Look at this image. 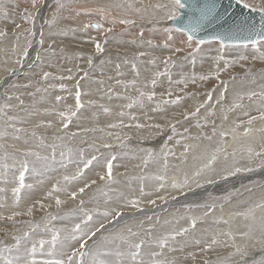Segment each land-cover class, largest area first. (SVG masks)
Wrapping results in <instances>:
<instances>
[{
	"label": "snow or ice",
	"instance_id": "6c2138e0",
	"mask_svg": "<svg viewBox=\"0 0 264 264\" xmlns=\"http://www.w3.org/2000/svg\"><path fill=\"white\" fill-rule=\"evenodd\" d=\"M31 10L24 9L19 13L21 19L26 23H33L36 12L44 0H30ZM237 5L251 13L258 14L259 22L254 18L244 17L237 22L235 27L226 31H220L212 36L201 39L197 33L201 31L205 22L211 23L217 20V5L215 3H198L197 0H165L151 5L137 6L136 0H110L108 4L98 7H81L76 15L99 16L100 22L84 23L79 31L89 29L98 30L101 35L114 33L117 24L128 27H139V37H143L144 29L141 22L157 25L165 22L177 21L175 28L164 27L163 32L167 34V41L163 43L164 48L172 45L168 41L173 40V33H180L186 37L181 45L192 49L190 56L195 63L196 54L202 51L201 46L212 41L219 43L218 54L215 57L217 64L223 62V67H217L209 74H182L180 79L173 80L169 71L170 65L176 61L165 57L163 60L165 70L153 73L150 79L143 82L139 80L137 61L146 55L145 52H137L130 59L124 58L125 64H131V69L136 73L135 78L122 81L117 79V85H123L126 91L134 90L136 95H124L123 99L128 101L120 106V111L115 113L117 119L108 123L105 128L82 127L76 132L68 131L74 117L78 116L80 110L85 107L81 102V91L79 81L76 83L75 104L68 105L63 110L52 106L43 110L28 111L23 107L24 100L20 95L15 99L18 105L11 103L0 104V182L5 187L0 191H7L11 183L13 195V211L9 215L0 216V219L12 221L11 231L0 230V264H179L174 256L169 253L176 251L175 245H179L180 251L188 247H196L201 253L216 251L217 248H230L225 256H218L215 261L203 259V264H247L246 257L248 249L259 244L264 249V181H249L248 185L240 188L224 190L219 197L209 195L202 203H185L182 205L184 211L178 209L161 221L157 216L153 221L152 216H146L149 222L145 226V219H140L137 213L144 214L145 206H156L157 201L167 203L175 201L177 195H186L205 185L217 184L219 181H227L229 177H235L241 173H252L258 169H264V84L257 89L243 88L234 89L229 100V81L220 80V74L227 72L233 65L246 61L247 56L239 55L235 59H225L224 53L229 46H240L251 48L259 55H254L253 60L264 61V0H235ZM67 7L65 0H56V8L52 18L46 23L52 27L60 18V13ZM187 12L182 15L183 10ZM0 14L8 16V10L0 7ZM184 16L187 18L185 19ZM110 27H105V23ZM15 29H21L20 24ZM61 29L60 32H66ZM71 31H77L72 28ZM57 33L50 32L47 49L45 52H53L52 39ZM8 33L0 29V37H6ZM34 35L32 28L23 31H13L15 42L11 46V52L16 55L15 63H22L29 56L32 47L31 37ZM23 38L24 43L20 41ZM94 42L97 54L104 52V47L95 37H89ZM136 42L134 37L131 41ZM45 43L43 33L39 41ZM151 44V41H148ZM194 45V46H193ZM183 46L174 48L173 55L183 52ZM63 51V49H61ZM79 55V54H77ZM37 60H41L37 54ZM158 57H153L149 64H156ZM89 67L93 65L92 56H88ZM104 61H101L103 64ZM116 75L120 76L121 65H115ZM9 74L13 70L9 69ZM71 71V70H69ZM250 73V70H249ZM52 76L50 72L43 71L41 79L47 81ZM88 77L84 73L81 79ZM162 77H166L168 88L166 91L157 93L156 88L162 86ZM56 79H72L71 76L55 77ZM211 78L219 81L221 87L213 88L204 94V99L197 100L199 93L186 91L189 84L198 85ZM264 78V75H262ZM112 79V77H109ZM235 80V77L232 78ZM252 83H255L253 77ZM103 84V81L100 82ZM173 85H183L176 90ZM31 85H24L27 88ZM57 85L49 84L48 88H56ZM48 88H36V92H47ZM59 88L64 90L66 86L60 84ZM109 93L112 89H108ZM179 93H183L182 95ZM27 95L34 96L35 93L28 92ZM215 95V99H214ZM185 98L197 101L194 106L184 108L178 114L167 116V108L174 105L183 108ZM8 101L12 96H7ZM64 98L57 95L56 104ZM245 100L257 103L256 115H252ZM89 105H95L96 101H88ZM148 105L152 113L163 114L164 123L155 122L153 116L147 111L143 112L145 123L139 122V117L130 111L134 108L145 109ZM105 114L111 115L112 110L104 105H99ZM15 108L26 111L27 116L43 115L55 117L40 120L33 123L31 129L17 127L23 124V118L16 114H10ZM221 114L220 123L209 120L216 116V110ZM201 110L204 115L201 116ZM229 123V114L237 113ZM179 116V119L177 118ZM166 117V118H165ZM127 120V122H126ZM181 120L188 123L182 132L177 131V125ZM194 120V123L190 121ZM260 126L256 127V122ZM210 125V130H209ZM155 130V135H166L159 151L151 148H140L142 155L138 158L139 163L134 167L140 170L139 175H129L126 169L119 176L125 177L129 185L132 181L139 182L138 195H125L118 192L115 198L109 195L114 184L120 180L114 175V161L117 153L111 151L114 147H127L125 141L129 139L126 135L122 138L119 131H108V129L122 130L125 128ZM54 129L51 143H46L44 137L37 135L36 129ZM11 129V131H9ZM195 129V131H193ZM97 131L105 133L107 137L113 138L117 144L109 143L104 137H93L89 142L88 133ZM170 131L171 134H166ZM29 134L36 138L39 143L36 148L51 149L48 154H41L33 147H21L15 142L23 139V144L28 145L29 140L21 134ZM11 138L13 143H9ZM75 138L80 139V145L75 149L65 141ZM179 148V154L176 149ZM59 149V160L57 150ZM102 150H107L102 151ZM126 154V153H125ZM180 161L179 164H171L169 158ZM246 161V164H241ZM64 169L61 175L42 199L34 200L25 208L20 209L21 192L23 189H31L33 185L25 183L26 174L43 175L48 170H55L56 165ZM255 165V166H253ZM71 166V171L69 167ZM150 166H155L154 171H148ZM99 168L94 175H89L93 169ZM11 176V180L9 177ZM145 181L152 182L151 190H146ZM42 183V181H41ZM92 191V196L87 200L84 197ZM175 193V194H174ZM247 193V195H245ZM99 195L106 197L101 205L97 199ZM76 202L75 207L61 213L62 207L69 201ZM48 201V203H44ZM95 201V203H94ZM92 204V207L88 205ZM55 207L56 211L51 209ZM198 211V214H195ZM43 213L39 219L34 218V213ZM218 213V214H217ZM18 217L28 219L17 220ZM131 221V222H130ZM211 222L214 228L200 229V236L196 235L197 226ZM237 221L242 222V227L235 226ZM21 224L23 227H16ZM223 225L224 227H220ZM241 241L238 243L237 241ZM196 260L194 252H187L186 258ZM239 257V259H235Z\"/></svg>",
	"mask_w": 264,
	"mask_h": 264
},
{
	"label": "rangeland",
	"instance_id": "374dc122",
	"mask_svg": "<svg viewBox=\"0 0 264 264\" xmlns=\"http://www.w3.org/2000/svg\"><path fill=\"white\" fill-rule=\"evenodd\" d=\"M109 2L110 0H65L67 7L60 13V18L58 19L57 23L54 24L52 27H49L46 21L52 18V14L56 8V0H44V3L39 6L38 11L36 12V18L33 23H26L23 19H21L19 15V13H21L24 9L31 10L30 0H0V7L6 8L8 10L7 17H4L3 14H0V29H3L8 33L6 37H0V104L11 103L13 105H18L19 102L15 99V96L20 95L21 98L24 100L23 107L28 111L43 110L45 108H49L52 106H55L60 110H63L68 105L74 106L76 83L77 81H79L80 91L82 94L81 102L85 105V107H83L80 110L77 117L73 118L68 131L76 132L82 127L105 128L108 123H111L115 119H117L115 113L120 111V106L128 102L123 99V96L136 95L134 90L126 91L123 85H117L116 80L119 79L122 81H128L135 78L136 73L132 71L131 64L124 63V58L128 57L130 59L135 53L141 52L137 49V47H139L138 44L141 45L146 44L144 45L146 50L142 51L145 52L146 55L140 57V59L136 62L137 68L140 73L139 80L141 82H143L146 78L150 79L153 73L155 72H163L165 70L163 60L165 57H169V56L172 58V60L176 61L174 65H170L169 67V71L171 73L173 80L180 79L181 75L185 73L189 75L192 74L193 72L197 74H209L210 72L214 71L217 67H223L222 61L219 62V64H217V62L215 61V57L218 54L217 50L219 48L218 42H210V43H206L205 45H202L201 46L202 51L196 54L195 56V63H193V57L188 54L192 51V49L187 48L184 45H181V41L185 40L186 37L180 33L174 32L173 40L168 41V43H170L172 46L170 48H164L163 43L167 41V34L163 32V28L172 27L170 26L171 21L165 22L162 25H157L155 29H153L152 25L150 24L148 25L146 22L144 23L141 22V26L144 29L142 38H140L138 35L140 31L139 27H128V29L125 30V26L119 24L115 26L114 33H107L104 35H101L98 30H93V29H89L84 32L79 31V29L82 27L84 23H89V22L95 23V22H100V20H99V16L97 15L77 16L76 15L77 10H79L81 7L94 8L108 4ZM157 2L163 3L165 2V0H136L137 6H140L141 4L151 5ZM104 23H105V27L111 26L107 22ZM16 24H20L21 29H15ZM26 28H32L34 35L31 37L33 43H32V47L29 49V54L31 52L33 53V60H32L33 65L31 63V65L29 66L26 65L25 67L24 62L26 63L28 57L25 58V60L22 63H15L17 57L15 54L11 52V46L15 42L13 31L14 30L23 31ZM72 28H76L77 31L75 32L71 31ZM61 29H66L67 31L61 33L60 32ZM36 31L38 34L40 33V36H38V38L36 35ZM50 32L57 33L55 36L52 37V39L55 40V43L53 44L54 51L45 52L44 49H47L48 43L50 42L49 39ZM41 33H43V39L45 40V43L43 45L39 43L41 39ZM90 36L95 37L96 41L102 44V46L104 47L103 53L97 54L95 52L94 42L91 39H89ZM35 37L37 39H35ZM134 37L136 38V42L132 43L131 41L133 40ZM147 38H149L148 41L152 42L151 44L148 43ZM35 40L36 43H38V49L33 50V47L35 45ZM139 41H141V43ZM20 43L21 44L24 43L23 38L21 39ZM69 44L73 45L72 49H68ZM177 46H183L185 50L183 52L176 53L175 55H173L174 48ZM123 47L129 53H124ZM234 47H240V46H233V48ZM61 49H63V51H61ZM234 50L235 51H232V54L227 53L225 50L224 53L225 59L228 60L235 59L238 58L239 55L247 56L248 59L246 61H241L243 67H241L239 64L233 65L228 69L227 72H223L220 74V80L229 81V91H228L229 100L231 99V95L234 89H238V88H243L244 90H248L249 88L257 89L260 84H264V79H262V75H264V61L258 59L253 60V56L259 54L254 52V50L251 49L250 47L241 48L239 50L237 48H234ZM242 50L243 51L245 50L247 52L245 53ZM38 53L42 57L43 63L41 62V60L36 59ZM226 53L227 55L228 54L229 55L226 56ZM104 54L106 56H104ZM89 55H91L93 59L92 67H89L87 63ZM153 57L159 58L156 64L154 65L148 63V61ZM204 59H207V61H205V64L203 65L204 69L202 71L198 72L197 70H194L192 68L194 64H197L198 60H201L203 63ZM101 61H104V63L101 64ZM117 63L121 65L119 71L122 74L120 76L116 75L115 65ZM9 69L13 70L12 74H9L8 71ZM43 71H47L52 74V76H50L47 81L41 79ZM85 72H88V77L85 79H81L84 76ZM60 76H64V77L71 76L72 79L60 80L55 78ZM125 76H127L128 78H126ZM259 76L261 78H257ZM109 77H112V79H109ZM233 77H235L234 81L232 80ZM253 77L255 78V83L251 82ZM161 80H162V86H158L155 89L157 93L166 91L168 88L167 78L162 77ZM101 81H103V84L100 83ZM28 84H30L31 86L27 88L23 87L24 85H28ZM49 84H55L57 85V87L48 88ZM60 84H64L66 88L64 90H61L59 88ZM198 84L199 86L189 84L188 88L186 89V91L189 92L199 93L197 100L204 99L205 92L208 90H212L213 88L217 89V94H218V90L221 87L219 81L216 80L215 78H211L205 82H198ZM172 87L174 90H176L178 88L183 87V85H173ZM36 88H41V89L48 88V91L37 93L35 91ZM109 88L112 89L111 93H109L108 91ZM28 92H33L35 93V95L29 96L27 95ZM179 94L182 95L183 93H179ZM57 95L64 98L58 105L55 102V97ZM7 96H12L13 99L8 101L6 99ZM214 99H215V95H214ZM88 101H96V104L89 105ZM196 102L197 101L191 98H185V101L183 102L184 104L183 108L181 109L183 110L185 105H186L185 108L194 106ZM257 103L258 102L250 104L249 101L245 100V105L247 106V110H249L252 115L257 114L255 110ZM99 105H104L108 108L112 107L110 108L112 109V114L111 115L105 114L103 112V109L100 108ZM153 106L154 105H148L145 109L134 108L130 111L134 112L135 115L139 117V122L141 123L146 122L143 115L144 111H147L149 116H153L154 120L158 118L161 119L164 123L165 119L161 118L163 114H156L150 111V108ZM175 108L176 106L174 105L168 106L167 116H171L174 113L178 114L179 111L176 112V110H173ZM10 114H16L24 119L25 122L23 124L18 123L17 127H24L31 129L32 124L40 120L52 119L54 123L57 122L54 116L49 117L43 115H36L29 117L27 116L26 111H21L19 108H15L13 112H11ZM200 115L201 116L204 115V110H201ZM236 115H239V112L229 114V123L230 120H232ZM220 116L221 114L219 112V109L217 108L216 116L209 117V120L211 119L215 120L216 123L219 124ZM177 118L179 119L178 115ZM190 122L194 123L195 121L192 120ZM2 126H3L2 121H0V127ZM186 126H188V123L181 120L180 124L177 125V131L182 132L183 127ZM255 126L259 127L260 122L257 121ZM209 130H210V125H209ZM9 131H11V129H9ZM54 131H55L54 129H45V128L36 129L37 135L39 137L47 138L46 143H51V138ZM108 131H113V132L119 131L122 138L125 135L129 137V139L125 141L127 147L125 148L114 147L111 150L117 153V159L116 161H114L113 173L114 175L117 176V179L120 180V183L111 186V188L114 189V191H109V195L112 196L113 198H115L118 192H123L125 195H133V194L138 195L139 182L132 181L131 185H129L125 177L119 176L118 174L124 173L125 170L127 169L129 175H139L140 170L135 168L134 166L138 164L140 161L138 158H133V157L134 156L138 157L142 155V153H139L140 148H151L155 151H159L160 145L163 143L164 139L166 138V135L156 136L154 134L155 130H149V129L137 130L134 127L125 128L122 130L108 129ZM193 131H195V129H193ZM166 134H171V133L170 131H167ZM21 135L22 137H25L29 140V144L24 145L22 139L19 142H15L19 146L33 147L35 150L40 151L42 155L51 152V149L36 148V145L39 143V141L36 138L31 137L30 133L29 134L22 133ZM87 135L89 137V142H91V139L93 137L99 138L103 136L104 139L107 140L109 143H113L114 145L118 143L113 138L107 137L105 133H101L99 131H97L96 133H88ZM155 139H159L161 141L159 142L160 144L158 148H153L150 145V142H152ZM159 140H155V142H158ZM3 142H4L3 140H0V143ZM8 142L13 143L14 141H12L11 138H9ZM65 143L68 144L73 149H75L77 146H82L80 145L79 138H75L71 141H65ZM102 151L106 152L107 150H102ZM176 151L177 154H179L180 149L177 148ZM56 155H57V160H59L60 158L59 149L57 150ZM169 159L171 164L180 163V161L177 159L171 157ZM117 161H123L122 163H120L122 165L120 168L118 166ZM246 163H247L246 161H241L242 165ZM68 170L71 171V166L69 167ZM154 170H155V166H150L148 169V171H154ZM95 171H99V168L93 169V171L89 172L88 174L94 175ZM63 174H64V169L60 168L59 164L56 165L55 170H48L43 175H33L31 173L26 174L25 183L31 184L33 185V187L31 189L26 188L22 190L21 192L22 199L19 206L20 209L25 208L27 205L31 204L34 200L42 199L44 194L50 189L51 184L54 183L55 180L58 179ZM9 179L11 180V176L9 177ZM249 181H257V182L264 181V169H258L257 171L252 173H241L235 177H229L227 181L221 180L217 184L209 185V188L208 185L207 186L205 185L203 187L204 189L201 188L202 195L199 194L200 197H197L196 195L192 196V194H190L192 197L187 196L186 197L187 199L186 198L182 199L185 201L180 203L179 206H169L168 210L163 214L154 216L153 214L155 213L153 212L152 209L154 210L161 209L162 206H165L171 200H169L167 203H161L160 201H157L156 206L146 205L145 206L146 211L144 212V214H142L143 217H140L139 213L137 214L140 219H145L146 216L153 215L152 216L153 221L156 219L157 216H159L161 221H163V219L169 217L170 214L176 212L178 209L182 213L184 211L182 205L187 202L188 204L202 203L209 198V195L213 197H219L224 194V190L231 189L233 187L240 188L242 184L248 185ZM144 183L146 185V190H151L152 182L145 181ZM12 186L13 185L9 183V185L7 186L8 188L7 191H0V216L9 215L11 211H13V195L11 192ZM3 187H5V185L2 182H0V188ZM194 193H198V189H196ZM92 194H93L92 191H89L88 194L84 197V199L87 200L90 196H92ZM245 195H247V193ZM178 196H182V195H177V197ZM97 199L99 203L102 205L106 197L99 195ZM44 203H48V201H44ZM75 203H78V201L73 202L69 200L60 210L61 213L66 212L72 209L73 207H75ZM88 206L92 207L93 205L89 204ZM51 211L53 212L56 211L54 206L51 209ZM148 211L149 213H146ZM198 211L199 210H197L195 214H198ZM41 215H43L42 212L36 211L34 213V218L39 219ZM16 219L24 220L28 218L18 217ZM148 223L149 222L145 219V226H147ZM15 226L23 227V225L21 224H16ZM235 226L242 227V222L237 221L234 227ZM12 227H13L12 221H6L0 219V230L7 229L11 231ZM205 227L214 228L215 225H212L210 221L205 224L198 225L196 235L200 236L201 235L200 229ZM220 227H224V226L221 225ZM237 242L240 243L241 241L238 240ZM175 247L177 250L172 253H169V256L176 257L179 264H203V259L205 258L210 261H215L218 256H225L227 255L228 252L233 251V249L230 248H217L216 251L201 253L199 252L198 248L194 246L185 248L184 251L179 250L180 248L179 245H175ZM189 251L195 253L196 255L195 261H193L190 257L186 258L187 252ZM235 259H239V257H236ZM246 261L247 264H264V249H262V247L259 244H257L254 248L250 247L248 249V255L246 257Z\"/></svg>",
	"mask_w": 264,
	"mask_h": 264
},
{
	"label": "water",
	"instance_id": "95a60500",
	"mask_svg": "<svg viewBox=\"0 0 264 264\" xmlns=\"http://www.w3.org/2000/svg\"><path fill=\"white\" fill-rule=\"evenodd\" d=\"M198 3H215L217 5L218 19L213 20L211 23L205 22L197 36L201 39L208 38L213 34L226 31L230 27L234 28L236 23L241 21L244 17L254 18L259 22L258 14L251 13L250 10L243 9L242 6L237 5L235 0H197ZM187 12V9L183 10L182 15ZM186 19L187 17L184 16ZM177 21H171L170 26H176ZM216 42V41H212Z\"/></svg>",
	"mask_w": 264,
	"mask_h": 264
},
{
	"label": "bare ground",
	"instance_id": "6f19581e",
	"mask_svg": "<svg viewBox=\"0 0 264 264\" xmlns=\"http://www.w3.org/2000/svg\"><path fill=\"white\" fill-rule=\"evenodd\" d=\"M144 23V22H143ZM43 25V24H42ZM149 25V24H148ZM145 27V26H144ZM39 28V27H38ZM38 30V29H37ZM158 34V33H157ZM36 35H37V38H38V36H40V33L38 34L37 33V31H36ZM147 36V35H146ZM153 37V36H152ZM155 37V36H154ZM36 37H35V39H37ZM151 38V37H150ZM158 38V37H157ZM148 39L149 38H147V41H148ZM154 40V39H153ZM140 43H141V41H139ZM138 42V43H139ZM143 42H145V41H143ZM142 42V43H143ZM139 45V47H137V49L139 50V51H144V50H146V48H145V46L144 45H146V44H144V45H141V44H138ZM40 46V45H39ZM68 49H72L73 48V45L72 44H69L68 45ZM77 47V46H76ZM80 47V46H79ZM81 48V47H80ZM234 48H237L238 50L239 49H241V48H243V47H234ZM234 48H233V46H229V47H227L226 48V52L227 53H230V54H232V51H235L234 50ZM36 49H38V43H36V40H35V45H34V47H33V50H36ZM114 50V49H113ZM237 50V51H238ZM243 51V50H242ZM248 51H250V50H248ZM123 52L124 53H129L128 51H126V49L123 47ZM243 52H247V51H243ZM32 53V52H31ZM31 53L29 54V56H28V58H27V60H26V63L24 62V66L26 67V65H31V63H32V60H33V53H32V55H31ZM227 53H226V56H228L227 55ZM236 53V52H235ZM249 53V52H248ZM106 54V53H105ZM104 54V56H106ZM237 54H240V53H237ZM248 55V54H247ZM250 57V56H249ZM80 58H81V56H80ZM251 58V57H250ZM259 60V59H258ZM205 61H207V59H204V62L202 63V61L201 60H198V62H197V64H194V66L192 67L194 70H197L198 72L199 71H202L203 69H204V64H205ZM142 62V61H141ZM140 64H142V63H140ZM32 65H33V63H32ZM23 66V67H24ZM25 69V68H24ZM192 69V70H193ZM17 72H18V70H17ZM204 73V72H203ZM126 78H128L127 76H125ZM257 78H261L260 76L259 77H257ZM9 79V78H8ZM262 79H264V78H262ZM2 83V82H1ZM2 88V87H1ZM166 89V88H165ZM164 89V90H165ZM163 90V89H162ZM161 90V91H162ZM160 93V92H159ZM189 102V101H188ZM187 102V103H188ZM186 104V103H185ZM190 104H191V101H190ZM194 104V103H193ZM184 105V104H183ZM186 106V105H185ZM185 106H184V108H185ZM98 107V106H97ZM110 108H112V107H110ZM114 108V107H113ZM112 110V109H111ZM114 110V109H113ZM173 110H176V112H181V111H183L181 108L179 109L178 107H176L175 109H173ZM178 112V113H179ZM173 114V113H172ZM212 120V119H211ZM155 122H161V123H163V121L161 120V119H156L155 120ZM230 122H231V120H230ZM47 133V132H46ZM155 140H159V139H155ZM155 140H153L152 142H150V145L153 147V148H158L159 147V142H161L160 140L158 141V142H155ZM146 144V143H145ZM149 146V145H148ZM118 162V166H119V168L122 166L120 163H122L123 161H117ZM227 183V182H226ZM222 184V183H221ZM224 184V183H223ZM229 184V183H228ZM219 185V184H218ZM226 185V184H225ZM230 185V184H229ZM228 185V186H229ZM207 186V185H206ZM222 187V186H221ZM220 187V188H221ZM207 188V187H206ZM208 188H209V185H208ZM204 189V188H203ZM211 189V188H210ZM209 190V189H208ZM213 190V189H212ZM216 190V189H215ZM218 190V189H217ZM221 192V191H220ZM190 194H192V196L193 195H196L197 197H200L199 196V194H201L202 195V190H201V188H200V190L198 189V193H194V192H192V193H188V195L186 194V196L185 195H182V196H178L177 198H176V200L175 201H169L168 202V204H166L165 206H162V208L161 209H156V210H154V209H152L153 210V212L155 213V214H153L154 216H156V215H160V214H163L164 212H166L167 210H168V207L169 206H179L180 205V203H182L183 201H185V200H182V199H185L187 196L189 197V196H191ZM191 196V197H192ZM35 198V197H34ZM187 199V198H186ZM188 203V202H187ZM4 204V203H3ZM6 206V205H5ZM7 209V208H6ZM8 210V209H7ZM146 211V210H145ZM146 213H149V211L148 212H146ZM151 213V212H150ZM8 214V213H7ZM138 215V214H137ZM146 215V214H145ZM149 215V214H148ZM153 215H149V216H153ZM140 217H143V215L142 214H140L139 215ZM10 228V227H9ZM227 251V250H226Z\"/></svg>",
	"mask_w": 264,
	"mask_h": 264
}]
</instances>
